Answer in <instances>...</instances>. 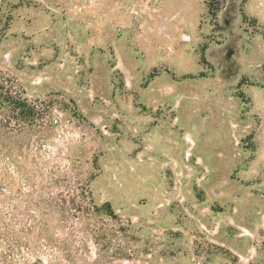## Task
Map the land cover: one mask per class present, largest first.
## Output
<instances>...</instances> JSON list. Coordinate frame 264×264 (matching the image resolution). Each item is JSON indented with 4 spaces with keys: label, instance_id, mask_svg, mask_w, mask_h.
Wrapping results in <instances>:
<instances>
[{
    "label": "rangeland",
    "instance_id": "rangeland-1",
    "mask_svg": "<svg viewBox=\"0 0 264 264\" xmlns=\"http://www.w3.org/2000/svg\"><path fill=\"white\" fill-rule=\"evenodd\" d=\"M0 84L76 264H264V0H0Z\"/></svg>",
    "mask_w": 264,
    "mask_h": 264
},
{
    "label": "trees",
    "instance_id": "trees-1",
    "mask_svg": "<svg viewBox=\"0 0 264 264\" xmlns=\"http://www.w3.org/2000/svg\"><path fill=\"white\" fill-rule=\"evenodd\" d=\"M209 7L214 13L216 5ZM41 120L33 106L0 84V264H76L70 249L50 236L46 213L29 196L34 187L21 160Z\"/></svg>",
    "mask_w": 264,
    "mask_h": 264
}]
</instances>
